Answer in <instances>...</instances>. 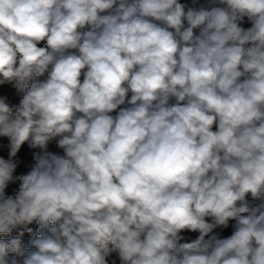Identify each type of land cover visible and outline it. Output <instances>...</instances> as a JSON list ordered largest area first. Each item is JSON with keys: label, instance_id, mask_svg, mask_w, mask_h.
<instances>
[{"label": "clouds", "instance_id": "clouds-1", "mask_svg": "<svg viewBox=\"0 0 264 264\" xmlns=\"http://www.w3.org/2000/svg\"><path fill=\"white\" fill-rule=\"evenodd\" d=\"M4 85L0 264H264V0H0Z\"/></svg>", "mask_w": 264, "mask_h": 264}, {"label": "rangeland", "instance_id": "rangeland-1", "mask_svg": "<svg viewBox=\"0 0 264 264\" xmlns=\"http://www.w3.org/2000/svg\"><path fill=\"white\" fill-rule=\"evenodd\" d=\"M179 2L185 5H189L190 7H197V8L200 6L209 7L211 4L210 0H195V3H193V0H179ZM249 26L250 24L248 23L244 24V27L246 28ZM196 31L198 32V30ZM45 78L46 77H41L40 79H45ZM8 91L9 92L12 91V100L9 105L12 107L13 111L15 112V110L20 106V101L23 98L24 93L18 91L12 85H4V86H0V97H4L3 95H5ZM7 143H8L7 138L0 137V147L7 145ZM49 150L52 152H58L59 154H63L62 150L56 147L55 140H53L49 144ZM36 151L38 150L29 148L27 144L22 146L21 150L17 153V155L11 158L17 164L16 172L14 173V175H22L30 171L31 165L34 163L33 154ZM0 155H3L5 158H8L6 152L0 151ZM18 188H19L18 183L10 184L8 188L6 189V191L9 195H11L13 194L15 190H18ZM255 203H258V202H255ZM233 223L234 222H230V226L228 229H223V230L217 229V231L220 233L222 237H227L231 234V231H232L231 225ZM18 230H19V235L21 232H23L22 240L25 246L26 247L29 246L31 239L34 238L35 235L32 232H27L26 226L22 228H18ZM182 235H184L186 242H191V240H194L198 237L199 233L184 232L182 233ZM113 260L115 261V264H120L119 258L115 253H113V255L109 258V264H111Z\"/></svg>", "mask_w": 264, "mask_h": 264}, {"label": "trees", "instance_id": "trees-1", "mask_svg": "<svg viewBox=\"0 0 264 264\" xmlns=\"http://www.w3.org/2000/svg\"><path fill=\"white\" fill-rule=\"evenodd\" d=\"M211 1V0H210ZM188 7H190L189 5H187ZM113 115H115V113H112ZM31 228L32 229V233L35 235L38 232L39 229V225L36 224L35 222H33V224L27 225L26 229ZM28 232V231H27ZM13 236L19 235V230L18 228L14 230V232L12 233ZM6 238V237H5ZM22 239V237H21Z\"/></svg>", "mask_w": 264, "mask_h": 264}, {"label": "built area", "instance_id": "built-area-1", "mask_svg": "<svg viewBox=\"0 0 264 264\" xmlns=\"http://www.w3.org/2000/svg\"><path fill=\"white\" fill-rule=\"evenodd\" d=\"M8 92L5 95H3V96H4L5 100H6V102L10 104L11 100H12V91H10L9 93Z\"/></svg>", "mask_w": 264, "mask_h": 264}]
</instances>
